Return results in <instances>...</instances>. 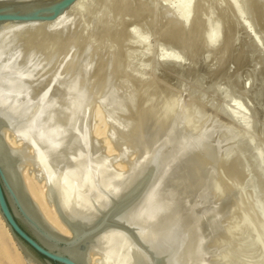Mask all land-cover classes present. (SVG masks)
Masks as SVG:
<instances>
[{
	"label": "bare ground",
	"instance_id": "1",
	"mask_svg": "<svg viewBox=\"0 0 264 264\" xmlns=\"http://www.w3.org/2000/svg\"><path fill=\"white\" fill-rule=\"evenodd\" d=\"M82 1L84 0H76L65 11H63L61 15H59L54 20H49V21L13 20V21L0 22V163L4 166V169L8 175V179L10 180L13 188L16 190V192L19 195L20 202L22 203L25 209L26 215L28 216L27 219L38 227H39V224L46 222V224L50 228L66 236H71L74 233L76 235L75 241L69 246L64 247L63 250L67 252L70 256H72L78 262V264H214V263L220 264L221 262H218L219 259L217 261L216 258L218 256H221V253L220 255H217L216 257L215 253L218 252L219 249L217 250L218 244L214 242V240L212 241V239L210 238L211 232L218 231L220 232L222 236L232 237L233 233L236 231V228H237V224L235 222L236 221V218H235L236 204L235 203L237 202L236 200H240L241 198H243L244 194L242 193L243 195L241 194V197H239V199H236V200L235 199L233 200L232 199L233 197H231V199L224 197L225 199L223 200L216 197L218 188L215 183L216 176H215L214 171H216L218 167L213 168L216 166V164L214 163L215 161L214 159H213L214 164L212 163L213 165L210 163V161H207V162L203 161L204 162L203 165H205L206 173H207L206 175L207 182L204 183L202 187L203 189L202 188H200L201 190L198 189L199 191H201L200 194H198L199 191H197L195 192V194H198V195H194V193L191 190L193 189V186L191 187V183H193L194 180L198 181V183L200 182L199 181L200 172L194 166V161H195L194 159L196 157L195 156L196 151L198 150L197 147L199 146V144H201L202 146V143L205 142L206 140L208 141L209 138L212 136V134L216 132L215 125L212 124L213 122L210 123L212 125L211 127L210 126L203 127L206 124L208 125V123L205 122L207 121V119L204 121L205 123L202 126L203 123L198 122L197 119L195 118L196 122L199 123V125L195 122L193 123L191 122L192 123L191 126H194V128L189 127L188 125L189 129L192 128V130L189 131L185 128L187 130V132H185L186 130L183 129L184 127L182 129L180 128L181 123L183 124L184 122L183 119L185 118L180 119V121H178L179 116H177L178 120L176 119V117H174L177 120L175 123L173 121V118L172 120L171 118L170 119L168 118V117H172L169 114L170 113L169 112L170 110H168L169 108L168 109L166 108L167 111L161 108V111H160L161 113L163 111L169 112V113L163 112L166 114V116L167 114L169 115L167 116V118L161 117L163 118L164 121L167 119L163 123H161L158 120L160 116L159 117L157 116L158 118L156 117L157 120L156 119L149 120L148 119L149 116L153 115L152 112L149 111V109L147 110L145 109V111L135 114L134 119L131 122H128L126 124H122L121 120L120 122H117L119 120L116 118L122 119V117L111 115L115 117L114 121L117 120L116 123H121L120 125H118V129H117V125L116 127L114 125L115 122L112 123L114 125L112 126L118 130L116 131L120 135L118 136L117 133H115L116 131H114V129H113L114 133L112 132V130H110L111 133H108L109 131L106 132L108 133L107 142L105 145L103 144L101 148H103L105 153L111 152L114 149H117V150L119 149L121 151L122 154L119 152L120 153L119 155L120 157L122 155L123 159L122 157L120 158L118 156L120 158V159L118 158L120 160L118 162V166L120 168H117V170L113 171L112 168L111 169L109 168L110 167L109 164L111 163L108 162V167L107 169H105L104 167L105 165H103L100 158H99L100 160L98 159V157H95V156L91 158L90 157L87 158V156L85 155V150H86L85 142L82 144V140L79 139L80 135L78 134L79 132L77 131L78 127H76V129L74 128L72 129L70 127L71 128L70 130L67 128L68 130L67 131L65 130L66 132H64V129L68 125L66 124V127L63 125L65 128L62 131L63 126H61V129L59 128L58 119L54 120L56 118L53 119V117L51 118V116L47 115L48 112L46 113L47 108H49L48 106H52V104H49V103H51L50 101H53L54 97L52 95V92L54 89L56 88L60 89L66 86L67 88H70L69 90H71L73 88L70 86L77 85V80L68 82L70 78L66 79L67 77H69V76L65 77V75H68V73L65 74V70L67 68L65 69L63 66L62 68L58 66L61 68V72L60 74H58L60 75V77L58 76V79L56 77L55 79H53L54 81L52 82H55V86H53V88L49 87L48 86L49 84L48 85L46 84L48 91L49 89L50 90L53 89L51 94L47 90L43 92L44 91L43 89L42 91L40 90L43 93L35 95L34 93L31 92L32 88L28 89V87L30 86L29 85L27 86L26 77H28L29 75L33 76L34 75L33 73H35L34 71L31 74L30 73L31 70H30L29 72L30 74H29L28 70L31 69L32 67L33 68H35L36 66L38 67V65L35 66L36 64L34 63L35 60L34 61L31 60L33 59L32 55L34 54L37 57L39 55L38 53L39 51L37 52L38 54L37 53L35 54L34 53L35 51H32L33 49L32 48L31 51L27 49L28 51L24 52L23 54V51L20 50L22 46L19 47L20 45H22V44H19L18 42L20 40L18 41L14 40L17 37L15 33H17L18 35V33H28L29 31H32V30L44 32L47 29H50V26L52 25L61 26L60 22L61 21L63 22L64 18H65V21L67 20V18H69V21L74 23L71 20L72 14L76 10V8L80 6L79 4H82ZM86 3H87V0H86ZM102 10H104V8L101 7V9L97 11L100 12ZM174 12L178 16V18H176L177 23H181L179 25H181V28H182L180 30L178 27H175L174 33L176 34V36L181 37L183 40L188 36L186 35L188 32L186 30V26H187V23H189V20L191 17V0H180V3L178 4ZM96 13L97 12H95V14ZM75 17L76 16H74V18ZM91 18L93 17L91 16ZM169 23H171V21ZM65 25H68V24L65 23ZM65 25H63V27ZM217 29L216 30L209 29L207 30L208 32L206 31L207 35L205 33L207 44H209L210 46L214 45L216 40H218L219 32ZM57 30H59L58 27H57ZM61 30H64V29L62 28ZM169 32L171 36L172 31H169ZM21 37L22 36L20 35V38ZM17 38H19V35ZM89 44L87 45L89 46ZM89 48L87 50L90 51ZM37 50H40V49H37ZM87 50L86 52L89 53V51ZM20 51L22 52L21 56H20ZM29 52H31V55ZM26 53H29V54H26ZM83 54L81 57H84ZM45 55L43 56L44 58H45ZM73 56H74V53H73ZM87 56L85 57L86 60H87ZM17 57H21V58L20 60L18 59L20 62L17 60V63H16ZM43 57L41 58L37 57L38 60L40 61L38 62V64L40 63V67L43 66L42 65L43 63L41 64V59H43L44 61ZM67 58L65 59L67 60ZM73 61H76V60H72L71 64H73ZM82 62H84V60ZM78 63H77L78 65L77 67L74 65L76 70L77 68H79V65H80ZM44 64L46 63L44 62ZM62 64H64V62ZM88 66H89V63H88ZM88 66L86 69H88ZM82 67H85V66H82ZM43 68L46 69L44 66ZM60 68L59 69L57 68V69L60 70ZM26 71H27V74L29 75H27L25 79L23 76V73L25 75ZM69 71L71 72V70ZM104 71H106V69ZM48 73H45V75H47ZM38 74H35V75L37 76ZM34 76L28 79H33ZM52 78L54 77L52 76ZM84 80L86 83L84 84L83 87H81L82 91L85 90V85H87V82H89V80L87 81L86 79ZM74 81L76 82V84L74 83ZM37 82L38 80L36 81V83ZM70 83L73 85H70ZM43 86L45 87V85ZM39 88H42V86H40ZM67 88L65 89L68 90ZM37 90L39 91V89ZM114 91L116 90L114 89ZM79 93L80 92H78V94ZM108 93L106 94L109 96ZM116 93L114 95H111V97L112 96L115 97L117 95ZM77 95L75 94L76 97ZM86 95L81 94L82 96L81 103L83 104L84 103L83 101L86 100L88 105L87 104L85 105L88 107L91 103H93V101L97 99H94L91 102L90 99L87 100V98L91 97V94H89V97H87ZM107 95H105L104 93V97L105 96L107 97ZM81 96L78 95L77 98H80ZM95 96L97 97L99 95H95ZM76 97L75 98L72 97V99L77 100ZM106 97L104 98L105 100H103L104 103H106L105 102L107 100ZM111 97L109 96L110 103L112 102ZM69 98L67 97V100ZM117 99L115 97L114 100H117ZM121 99L119 98L117 102H119ZM37 100L39 101L38 103H36ZM54 100H57V99L54 98ZM65 100H66V97H65ZM74 100L71 101L70 99V101L73 102L74 104L72 105V103L70 102L72 109H74V106H76L77 104V102L74 103ZM107 103L109 104V102ZM114 103L116 104V101H114ZM118 104L116 106L113 105L115 107L110 106V105L109 107H113L114 109L116 107L119 108L118 106H121V102H119ZM83 105H82V108L86 107ZM91 105L93 106L94 104H91ZM105 106L106 105H104V108ZM78 107L80 109L81 104H79ZM87 107H86L87 113L88 111L93 112L94 109L91 110L90 107L89 108ZM123 107H120L119 109L122 110ZM113 108H111L112 110L108 108L109 117H110V110H111V114H112V111L115 112L117 110V108L116 110H113ZM181 108H182V103H181ZM181 108L179 107L175 109V112H177V115H178V110ZM72 109L68 111H72ZM79 109H77L78 112L75 115L76 117L74 116L75 119L78 116L80 117L81 114L78 115L79 111L80 112L85 111L84 108L83 110H79ZM182 109L181 111L183 112L181 113L184 115V112H187L188 109L186 108L187 110H185V107ZM172 111L171 113L175 114L174 110ZM90 112H89V115L91 114ZM87 113L85 114L86 117H87ZM161 113L159 115H161ZM189 113L191 112H189L188 110V115L190 116ZM59 114L58 116L56 115V117H59ZM116 114L117 113H115V115ZM96 115H97L96 117H99V114H96ZM144 115H148V116H146V118L144 119L143 118ZM183 115H180V117L182 118ZM188 115L185 114V116H188ZM85 116H83V118ZM105 116H106V113H105ZM162 116H164V114H162ZM79 117L77 120H80ZM109 117H108V120H109ZM110 118L112 119L113 117H110ZM67 119L68 117L66 118V121ZM75 119H74V122L75 124H77ZM111 119L109 122H106V123L110 124ZM192 119L193 118H191V120ZM70 120L72 121L71 118ZM160 120L162 121V119ZM185 121H187L188 122L187 124H189L188 120L185 119ZM200 123H202L201 126H200ZM194 124L195 125L197 124V128H195ZM72 125L74 126V123H72ZM92 125H90L91 128H88V130L86 129V131L83 134L84 139H86L88 143H89V140L90 142H92L94 138H97L95 137V134L97 136L104 132L103 130H100L99 127H96V126L94 127V125L92 128ZM93 135L94 137H90ZM218 137H219V134H218ZM238 137L240 139H236V141L240 140L239 142L241 143L239 144L237 143V145L239 146V147L237 146V148L241 147L240 145L242 144V141L245 142L244 145L246 144L247 147L252 148V142L250 141V138L243 139V137L245 136H242V135H239V136L237 135V138ZM89 138H93V140L91 141V139ZM105 138H104V142H105ZM217 138L215 140H217ZM211 139H214V138H211ZM96 140H94L93 142H95ZM222 140H223V137H222ZM232 140L234 139L232 138ZM7 143L11 144V147H9ZM211 143H209V145L212 146L213 144ZM214 143L215 145H217L216 141H214ZM219 144L217 146H219ZM94 145L95 144H93V146ZM246 145L243 146L242 144V148L244 149V152L248 151V150H245L247 149ZM96 146L98 145H95L94 147L95 151L101 150V149L98 150ZM211 146L209 147L210 150L208 151H211V148H212ZM256 147L252 148L254 151L256 150L255 155L253 156L256 162L254 160L253 161L257 164V166L258 165L261 166L262 167L261 170L264 171V164L261 163L263 161L262 152L264 153V150H262V148L264 147H262L261 149L258 147L256 149ZM218 149L219 148H217L218 155H216V158L219 160L222 159L223 157L232 156V152L236 150V148L234 149V147H230V154L226 155L224 154V152H222V150L220 151L219 149L218 151ZM199 150L201 151V148H199ZM199 150L197 154L199 153ZM101 151H99V153ZM203 152H206V151H203ZM244 152H241L240 150L239 154L236 153V155L238 157H242V154ZM208 154L203 153L202 155L203 156L206 155L205 157H207ZM243 155L246 156L245 154ZM99 157L102 158V156H99ZM103 157H105L104 153H103ZM208 157L211 158V159L207 158L208 160H212L211 154H209ZM253 157L251 159H253ZM106 158H109V157L106 156ZM106 158H102V159L106 160ZM116 159L117 157L115 159L113 158L112 160L114 161ZM248 159L249 158H247V160ZM202 160H203V157H202ZM113 161L112 163L115 162ZM209 164L212 165L213 167L210 166ZM251 165L253 167L254 163ZM246 166H249V165L246 164ZM219 168L221 169V171L218 169L220 172L218 173V170H217L216 173L222 174L223 167L220 166ZM244 169H245V166H244ZM35 170L36 171L38 170V173H36ZM108 170H110V172H108ZM226 177L225 179H227ZM229 180L231 182L230 178L228 179V181ZM35 181L42 186V189L40 191ZM233 182H236V183L238 182L241 190L244 188L239 181H233ZM234 186L235 187L237 186V189L239 188L237 184H235ZM235 187H233L234 192L236 191ZM245 190L247 189H244V192H246ZM231 192L233 194V191ZM246 193L248 194V190ZM246 193H245V196L247 195ZM32 198L34 201L32 200ZM247 198L248 197H246V199ZM248 199L252 201L250 197ZM32 201L36 205H34ZM241 201H240V204L244 202V201L242 202ZM247 201L245 200V202ZM254 202L255 201L253 200V203ZM206 203L211 206V207L210 206L208 207L210 208L211 215H212V218H210L209 220V217L211 216L209 214L210 215L208 216L209 221L206 220L207 218L205 219V217L207 216H204L202 218L199 217L202 213L204 214L205 212L204 209H203L204 211L202 212L201 208L207 209V207H202ZM248 203H250L249 205H251V202H247L246 203L247 206H248ZM262 203L264 204V201H261L260 205ZM243 206H244V203L242 204V207H240V210L241 208H243ZM13 207L16 213H18L16 207L15 206ZM251 207L250 208L248 207V209H250L252 212L251 215L253 214L256 218H258L256 215L257 213L259 214V211L255 214V212L253 213L254 211L253 209L256 210V208L255 207L251 208ZM262 207L263 205H261V208ZM244 208H246V206ZM262 209H264V207ZM245 210H247V208ZM206 211L209 212L208 210ZM247 213H246L247 218L249 220H251L249 217L254 218L253 215L249 216L250 211ZM245 216L246 215L243 216L244 218L240 216V218L238 219L239 225L241 223L242 225H244V221L246 220ZM3 222H5V220L0 212V264H33V263H36L37 259L33 258L30 254L26 253L20 247L22 251L21 252L19 249H17L12 244L13 241H11L10 237L8 236V234H10L9 227L7 223L5 226H3ZM259 222L261 223V221ZM252 223L255 224V220L252 221ZM257 223L258 221L256 222L255 226L252 225L255 230H257L256 225H259ZM67 225H69L73 229V231L67 228ZM91 226H96V227L93 231L86 233L85 232L86 228L91 227ZM244 226L246 228V224ZM248 227L246 228V230H249ZM33 229L36 235L46 245L50 247H56V244L51 241V239L54 238L53 234L46 231L44 228L41 231L37 230L36 228H33ZM246 230H244L245 233L247 232ZM245 236L247 237V235ZM233 243H235V241H233ZM238 243L239 242H237V244ZM240 246L242 247L241 242H240ZM240 246L237 245V247H240ZM263 248H264V245H263ZM240 249H241V252L244 253L243 252L244 249L242 248ZM228 250L231 251L232 249H228ZM233 252L235 253L236 250H233ZM230 254L231 253H229V255ZM236 256H237V253L234 254V257ZM243 256L245 257V255ZM223 257H221L220 259H222ZM238 257L239 255L236 258ZM239 260L242 261L244 259L238 258V261ZM241 261L238 263L233 260H228L227 264H244L245 262H247L246 260L245 262L244 261L241 262ZM248 261L251 262V260H248ZM250 262H247V264Z\"/></svg>",
	"mask_w": 264,
	"mask_h": 264
},
{
	"label": "rangeland",
	"instance_id": "2",
	"mask_svg": "<svg viewBox=\"0 0 264 264\" xmlns=\"http://www.w3.org/2000/svg\"><path fill=\"white\" fill-rule=\"evenodd\" d=\"M84 1H82V4H79L80 6L76 8L77 11L75 10L74 13L72 14L71 20L74 23L69 21V18L66 17L67 18L66 21L64 18L63 22L62 21L60 22L61 26L54 25L55 26L54 27L52 25L50 26V29H47L44 32L32 30L29 31L28 33H18L19 38H17L18 35L17 33H15L17 37L14 40L15 41L20 40L18 42L19 44L22 45H20L19 47L22 46L20 50L23 51V54L24 52L28 51L27 49L31 51L32 48H33L32 51H35L34 52L35 54L39 51L38 52L39 55L37 56L38 58H41L46 54L45 58L43 57L44 61L43 59H41V64L43 63L42 65L46 69H44L43 66L40 67V63L38 64V62L40 61L34 54L32 55L33 59L31 60L33 61L35 60L34 61V63H36L35 66L38 65V67L36 66L37 69L35 66H34L35 68L32 67L31 69L28 70V73L30 72V70H31L30 72L31 74L32 72L35 71V73L33 74L35 75L39 73L37 76L33 75L34 76L33 79H28L33 76H30L29 75L30 73L27 74V71L25 75H24L25 72L24 71H23L24 73L22 72L24 78L27 75H29L28 77H26L28 80V82L26 80L27 86L28 85L30 86L28 87V89L32 88L31 92L36 95L45 92V90H47L48 84L49 87L53 88V86H55V82L52 81H54L53 79H55V77L57 79L58 76L60 77V75L58 74H60L62 66L65 69L67 68L68 70L67 69L65 70V74L68 73V75H65V77L69 76L66 78V79L70 78L68 82L77 80V85L70 86L73 85L74 83L76 84L75 81L74 83L72 82L73 84L70 83L69 85L73 89L74 88L76 89L69 90L70 88H67L65 86L60 89L59 88L54 89L55 91L60 90L59 92L56 91L57 92L56 93L53 89L50 90L48 88L49 91L48 90L47 91L50 94L53 90L52 95L57 100H54L53 98V101H50L51 103L49 104H52V106H48L49 108H47L46 113L48 112L47 115L51 116V118L52 117L53 119L56 118L54 120L58 119L59 121L58 124L60 129L61 126L64 125L66 127V124L68 125L66 128L63 126L62 131L65 128L64 132H66L68 129L69 130L71 128L76 129V127H78L77 131L79 132L78 134L80 135L79 139L82 140V144L85 142V147H86L85 155L87 156V158L89 157L91 158L94 156L98 157V159L100 158L103 165H105L104 166L105 169H107L109 162L111 163L109 164L110 165L109 168L110 169L112 168L113 171L117 170V168H120L118 166V162L120 161L119 159L121 157L123 159V156L121 155L120 157L119 154L121 153V151L119 149L118 150L114 149L111 152L105 153L103 148H101L103 144L105 145L107 142V134L111 133L110 130H112V132L114 133V131L118 129V125H120L121 123L126 124L128 122H131L134 119L135 114L145 111V109L146 110L149 109V111L152 112L153 114L149 116L148 118L149 120H154L156 119L157 116L158 117L160 116L158 120L161 123L167 120L166 119L164 121L163 118H167V116L169 115L167 114L166 116L165 113H169V112H170L169 113L170 116L172 117H168V118L169 119L171 118V120L173 118V121L175 123L178 120L177 116H179L178 121H180V119L185 118L186 120L189 121V124H187L188 122L185 121V119H183L184 122L183 121L182 122L184 125L181 123V126L180 124L179 126L181 129L184 127L183 129L186 128L189 131H191L192 128H194V126H191V124L193 122L197 123L196 119L198 122L203 123V124L200 123V126L201 124L203 126L205 122L208 123V125L206 124L203 127H209V126L211 127L212 125L210 123L213 122L212 124L215 125L216 132L212 134V136L209 138L208 141L206 140L205 142H203L204 145L202 143V146L201 144H199V146L197 147L198 150L199 148H201V151L203 150L206 152L203 151L201 152L199 150V153L197 154L198 150L196 151L194 166L200 172V177H199L200 182L198 183V181L194 180V182L191 183V187L193 186V189L191 190L194 193V195H198L201 192L199 191L201 190L200 188H202L204 183L207 182L206 168L205 165H203L205 161L206 162L210 161V163L212 164L213 161L215 160L214 161V163L216 164L215 167L212 166L214 163L212 165L210 164L209 165L212 166L213 168L218 167L216 171L218 169L221 171L219 167L220 166L223 167L222 174L224 177L222 176V174H217L216 171H214L216 176L215 183L219 191V192L217 191L216 197L222 200L225 198L231 199V197H233L232 199L236 200L239 199V197H241L242 193L244 195L242 194L243 198H241L240 200H236L238 203L237 202L235 203L236 204L235 222L237 224V228L236 231L233 233L232 237L222 236L218 231L211 232L210 238L212 239V241L214 240V242L218 244L217 250L218 249L220 250V252L218 250V252L215 253L216 257L221 253V256H218L219 258L217 257L216 259L217 261L219 259L218 262H221L220 264H227L228 260H233L239 263L241 260L238 261V258L244 259L241 262L243 261L245 262V260L247 262H250L248 260H251V262L248 264H252V263L263 264L264 262L263 210L264 209L262 208L264 207V204L263 203L261 204L263 205V207L261 208L260 203L261 201H264V171L261 170L262 169L261 166L259 165L257 166V164L255 163L256 161L254 160L253 156L255 155L256 150L254 151L252 148H255L257 146L258 148L261 149L262 147H264V0H191V17L189 23H187L186 26V30L188 31L186 35L188 36L183 40L181 37L176 36V34L174 33L175 27H178L180 30L182 29L181 25H179L181 23H177L176 18H178V16L174 12L176 7L180 3V0H87V3L86 0ZM101 7L104 8V10L98 12L97 10H100ZM95 12L97 13L95 14ZM73 15L76 17L74 18ZM91 16L93 18H91ZM170 21L171 23H169ZM65 23L68 25H65ZM63 25L65 26L63 27ZM57 27L59 30H57ZM62 28L64 30H61ZM209 29L210 30L217 29L219 32L218 40H216L215 44L212 46L207 44V39H206V35L208 32L207 30ZM169 31H172L171 36ZM20 35L24 38L22 37L20 38ZM87 44H89V46ZM88 48L90 49V51L87 50ZM85 49L89 51V53H87ZM21 51H20V56L22 53ZM29 53L31 55V52ZM81 53L82 54L84 53L83 54L84 57H81L82 56ZM85 55L87 56L88 61L85 59L86 57ZM20 58L21 57H17L16 63L18 59L20 60ZM65 58H67V60ZM81 58L84 60V62H82L83 60ZM72 60H76V61H73V64H71ZM44 62L46 64H44ZM63 62L64 64H62ZM77 63L80 65L79 68H77L76 70L75 66L76 67L78 66ZM58 66H60L61 68ZM87 66L88 69H86ZM57 68L58 69L60 68V70H58ZM105 69L106 71H104ZM69 70H71V72ZM67 71H69L70 73ZM45 73L48 74L45 75ZM76 75L78 76V78ZM52 76L54 78H52ZM84 79H86V81L89 80V82H87V85H85V90H83L84 91L83 92L81 87H83L84 84L86 83ZM37 80L38 82L36 83ZM43 85H45L46 88ZM40 86H42V88H39ZM65 88H67L68 90H66ZM37 89H39V91L40 90L42 91L44 89V91L39 92ZM114 89L117 91V93L116 91H114ZM78 92L80 93L78 94ZM108 92H110L111 94ZM114 92L117 94L115 96L116 99L118 97L117 100H114L115 97L113 96L111 97V95L115 94ZM104 93L105 95H107L106 93H108L109 96L112 98L111 103L108 95L107 97L105 96L107 100L105 101L106 103H104L103 101L105 100ZM75 94L76 95L78 94L79 96H81V94L83 95L88 94L86 95L87 97H89V94H91V97L87 98V100L90 99L91 102L94 99L97 100L91 103L94 104L93 106L90 104L87 107L85 105L87 104L86 100L83 99L84 100L83 101L84 105H83L81 103L82 96L80 98H77L78 95L76 97ZM95 95H99V96L96 97ZM55 96H57L58 98ZM71 96L73 98L76 97L77 100L72 99ZM67 97L68 98L71 97V98L67 100ZM119 98L123 99V101L122 99L119 101L121 102V106H118L119 108L124 106L123 107L124 110L122 108L123 112L121 109L117 107L116 108L119 111H117L116 108L115 109L113 108L119 103L117 102ZM151 98L154 100H152ZM70 99L71 101L74 100V103L77 102L76 106H74L75 110L71 108V103L72 105L74 104L73 102L70 101ZM78 100L80 101V103ZM113 100L116 101V104L114 103ZM38 102L39 101L37 100L36 103ZM107 102H109V104ZM181 103H182V108L185 107V110L188 109L189 112H191L189 113L190 116L188 115V110L187 112H184V115L181 113L184 111L181 108ZM79 104H81V108L83 105L86 106L87 108L90 107L91 110L92 109L94 110L93 112L88 111L87 113L86 107H83L85 109L84 112L87 113V117L85 116L86 113L79 111L78 115L81 114L85 117L83 118V116L80 115L79 117L77 115L80 119L77 120L78 117L75 119L76 117L75 115L78 112L77 109H79L78 107ZM104 105H106L105 108ZM109 105L110 106L115 105V106L109 107ZM179 107L183 111L179 109L177 115L175 109ZM81 108L79 110H83V108L82 109ZM108 108L109 109L113 108V110H116L115 112L112 111V114H111L112 109L110 110V117H113L112 119L108 116L109 115ZM161 108L165 109L166 111L169 108L168 110L170 111L165 112L162 110L165 113L163 112L161 113L160 112ZM71 109L73 113L72 111H68ZM156 109L157 111L159 110L158 111L159 113L156 111ZM172 110H174L175 114L171 113ZM89 112L92 115L91 114L89 115ZM115 113L117 114L115 115ZM160 113L161 115H159ZM58 114L59 117H56V115L58 116ZM96 114H99V117H96L97 116ZM162 114H164V116H162ZM185 114L188 116H185ZM111 115L122 117L123 120L121 118L120 119L116 118L119 121L115 119L117 122H120V120L122 122L116 123V121H114L115 117ZM180 115H183L182 118L180 117ZM88 116L90 117V119ZM92 116L94 119L92 118ZM146 116L148 115H144L143 118L145 119ZM67 117L68 119L66 121ZM174 117H176L177 120ZM190 117L193 119L191 120ZM70 118L72 119V121L70 120ZM74 119L76 120L77 124H75ZM110 119H111L110 122L111 126L110 124L106 123L109 122ZM160 119H162V121ZM206 119L207 121H205ZM72 123H74V126L72 125ZM87 123L89 124V126ZM91 123L94 125V127L95 126L99 127L100 130L104 131L103 133L97 136L95 134V137L98 138V139L94 138V140L97 139L96 140L97 142L95 141L96 143L93 142L94 141L93 138H89L91 139V141L93 140L92 142H90L89 140V143L88 141H86V139H84L83 134L86 131V129L88 130V128H91L90 127V125H92ZM112 123H114L115 127L117 125V129L113 127L114 125ZM197 124L199 125V123ZM197 124L196 125L194 124L195 128H197ZM188 125L189 127L192 128L189 129ZM187 130L185 132H187ZM117 131L115 133H117ZM117 135L119 136L120 134L117 133ZM237 135L245 136L243 137V139L250 138V141L252 142V148L247 147V145L245 144L247 147V149L245 150L248 151L244 152V149L242 148V144L243 146H245L244 145L245 142L243 141L242 144L240 145L241 147L237 148L238 146L237 143L238 144L241 143L239 142L240 140L236 141V139L241 138V136L240 138L239 137L237 138ZM90 137H94V135ZM104 138H105V142H104ZM216 138L217 140H215ZM232 138L235 141L232 140ZM214 141H216L217 145L220 143L219 146L215 145ZM207 142L209 143L212 142L211 144H213L215 148L213 145L211 146ZM93 144L98 145L96 147L98 150L99 149L102 150V151L99 150L102 152V153L100 152L101 154L99 153V151L97 150L95 151L94 149L95 145L93 146ZM257 144L260 146H258ZM210 146L212 147L211 151H208L210 150L209 149ZM229 146L234 147V149L236 148V150L232 152V156L223 157L220 160L217 159L216 158V155H218L217 148H219L220 151L222 150L224 154L228 155L230 154ZM240 150L241 152H244L243 154L246 155L244 156L242 154L243 159L242 157H238L236 155V153L239 154ZM262 150H264V148H262ZM103 153L105 157H103ZM201 153L211 154L212 160L207 159L210 157V156L208 157L209 154L207 155V157H205L206 155L203 156ZM262 154H263L262 156L263 161L261 163L264 164V153L262 152ZM99 156H102V158H106V156H108L109 158H106L105 160ZM116 157L117 159L114 160L116 162L115 164V162L112 159L113 158L115 159ZM252 157L253 159H251ZM247 158L249 159L247 160ZM112 161L114 163H112ZM253 163L254 165L252 167L251 164ZM246 164L251 166L252 168L246 166ZM219 170L218 173L220 172ZM35 172L38 173V170L37 171L35 170ZM108 172H110V170H108ZM225 177L227 179H225ZM229 178L231 179V182L230 180L228 181ZM233 181H239L241 185L244 187L243 188L241 186L243 188L242 189L243 191L240 189L239 183ZM35 183L38 185L39 187L38 189L40 191L42 189V186L36 181ZM233 183L238 185L239 190L237 189V186L236 187L234 186L235 184ZM233 187L236 188L235 192ZM244 189L248 190V194L246 193L247 190H245L246 192H244ZM197 191H199V193L195 194V192ZM231 191H233V194ZM245 193L247 194L246 196ZM233 195L236 196L234 197ZM251 196L253 197V199ZM246 197L248 198L250 197L252 201H250L248 198L247 201ZM241 200L244 201L243 202L244 206L240 210V207H242L243 204V203L240 204ZM245 200L247 202H251V205H249L250 203H248L247 206L246 204L247 202H245ZM253 200L255 201L254 203ZM209 206L210 205H208L207 203L204 204V206L202 207H207V209L201 208L202 209L201 211L203 212L205 210V212L204 214L201 212L202 214L199 216L200 218L207 216L205 217V219L207 218L206 219L207 221H209L210 218H212L211 210L210 208H208ZM245 206L247 210H245L246 209L244 208ZM253 206L257 210L256 211L255 209H253L254 210L253 213L255 212L256 214L259 211V214L257 213L256 215L258 218H256L252 214L253 217L256 219L249 217L252 216L251 215L252 212L250 209H248V207L254 208ZM206 210H208L209 212H207ZM249 211H250V215L248 217L251 220L247 218V214H249L247 212ZM244 215H246L245 216L246 220L244 221V225L246 224V228L250 225L248 227L249 230H246L245 226L242 225V223L240 224L241 226L239 225L238 219L240 218V216L243 217ZM208 216H210L209 220H208ZM252 219L255 220V224L258 221L257 224L260 225V226L256 225L257 228L256 227L255 228L257 230H255L253 227L255 226V224L252 223V221H254ZM259 221H261V223ZM5 225L6 222H3V226ZM250 227L252 230L250 229ZM244 230H246L247 232L245 233ZM9 233L10 234H8V236L10 237V240L14 242V243L12 242V244L21 251L20 249L21 246L14 238L10 229H9ZM245 235H247V237ZM233 241H235V243H233ZM237 242L239 243L237 244ZM240 242L242 243V247L240 246ZM237 245H239L240 247H237ZM240 248L244 249V251L242 250L244 253L241 252ZM228 249H232V250L230 251ZM233 250H236L235 253H237V256L239 255L238 258H236L237 256L234 257L235 253L233 252ZM229 253H231L232 255L230 254L231 255L230 256ZM35 255L38 257L40 261L37 260V262L33 264H56L53 262L48 263L42 256L38 254ZM243 255H245V257ZM221 257L223 258L220 259ZM247 262H245L244 264H247Z\"/></svg>",
	"mask_w": 264,
	"mask_h": 264
},
{
	"label": "water",
	"instance_id": "3",
	"mask_svg": "<svg viewBox=\"0 0 264 264\" xmlns=\"http://www.w3.org/2000/svg\"><path fill=\"white\" fill-rule=\"evenodd\" d=\"M76 0H0V22L4 21H49L56 19ZM7 145L11 147V144ZM31 201V200H30ZM32 203L36 205L33 201ZM16 207L18 213L14 210ZM0 212L21 248L33 258L35 254L42 256L48 263L78 264V262L63 250L72 244L76 235L66 236L50 228L46 222L39 227L29 221L19 195L13 188L4 166L0 163ZM53 234L51 239L56 247L46 245L34 232L43 228ZM96 226L86 228V233ZM71 231L73 229L67 225ZM40 261V260H39Z\"/></svg>",
	"mask_w": 264,
	"mask_h": 264
}]
</instances>
